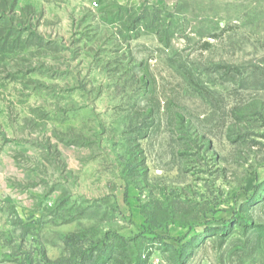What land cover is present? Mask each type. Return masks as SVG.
Returning a JSON list of instances; mask_svg holds the SVG:
<instances>
[{"label": "rangeland", "instance_id": "rangeland-1", "mask_svg": "<svg viewBox=\"0 0 264 264\" xmlns=\"http://www.w3.org/2000/svg\"><path fill=\"white\" fill-rule=\"evenodd\" d=\"M0 264H264V0H0Z\"/></svg>", "mask_w": 264, "mask_h": 264}]
</instances>
